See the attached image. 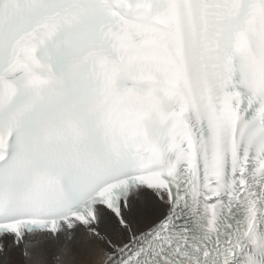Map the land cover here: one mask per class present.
<instances>
[{
    "label": "snow or ice",
    "instance_id": "snow-or-ice-1",
    "mask_svg": "<svg viewBox=\"0 0 264 264\" xmlns=\"http://www.w3.org/2000/svg\"><path fill=\"white\" fill-rule=\"evenodd\" d=\"M0 264H264V0H0Z\"/></svg>",
    "mask_w": 264,
    "mask_h": 264
}]
</instances>
